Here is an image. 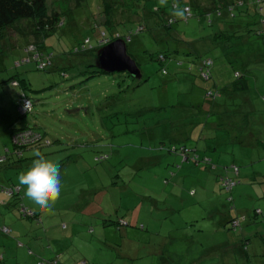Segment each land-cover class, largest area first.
Returning a JSON list of instances; mask_svg holds the SVG:
<instances>
[{
	"label": "rangeland",
	"instance_id": "374dc122",
	"mask_svg": "<svg viewBox=\"0 0 264 264\" xmlns=\"http://www.w3.org/2000/svg\"><path fill=\"white\" fill-rule=\"evenodd\" d=\"M100 2L45 0L50 12H70L41 48L54 55L53 67L46 65L44 71L34 62L13 65L22 55L25 35L20 31L26 32V22L0 33V153L3 144L13 146L3 112L11 107L9 94L15 98L19 88L3 81L15 75L33 102L32 112L20 120L51 140L49 146L23 149L21 159H8L0 168V185H19L17 176L30 166L35 149L59 162L62 179L51 212L27 201L26 186L20 185L21 203L38 214L41 224L18 216L16 208L1 207L10 214L6 225H17L12 228L16 235L0 233V264H35L27 258L32 245L22 240L20 226L43 231L52 226L43 243L63 236L71 264L79 259L87 264H264V69L254 67L248 74L238 62L228 61L242 51L260 58L254 48L258 44H242L237 38L227 47L229 43L212 38L214 24L194 17L177 21L167 36H155L150 27L130 40L122 38L140 79L126 71L95 73L88 66L94 64L93 53L75 56L72 49L85 38L97 45L100 29L94 18ZM154 4L158 7V0L144 2L146 8ZM131 19L138 17L133 14ZM105 30L128 34L115 24ZM27 41L35 39L29 36ZM160 52L167 55L165 63L156 59ZM201 56L214 60L210 82L201 80L192 62ZM185 58L192 60L190 71L186 63L177 64ZM238 69L246 75L245 88L229 84V94H224ZM90 74L94 76L85 81ZM214 84L221 90L219 98H205ZM173 144L192 148L187 160L168 151ZM102 155L107 158L96 160ZM222 179L236 182L231 191L220 186ZM5 198L0 193V202ZM227 216L235 218V229L226 223ZM120 219L128 225L119 226ZM32 252L44 257L37 249Z\"/></svg>",
	"mask_w": 264,
	"mask_h": 264
},
{
	"label": "trees",
	"instance_id": "16d2710c",
	"mask_svg": "<svg viewBox=\"0 0 264 264\" xmlns=\"http://www.w3.org/2000/svg\"><path fill=\"white\" fill-rule=\"evenodd\" d=\"M84 1V0H83ZM207 1H210L209 5H206ZM205 0V3H201L199 0H181V6L186 7L188 9L187 18L185 20H182L186 22L187 20L196 17L197 20H201V18L205 19L206 23L209 25H215L216 32L212 34V38L214 40L221 39L226 44L229 43V45H226L227 47L234 46L233 43L235 39L239 38L243 40L242 44H258V47H254L257 50V55L260 58L251 59L252 56L250 54H242V52L238 53L237 57L235 55L228 59L229 63L232 62H238L243 68L245 72H248V74L252 73V69L254 67H260L264 69V15H261V13L264 11V0ZM145 0H101L100 8L98 9L97 16L94 18L95 23L94 25L98 27L99 30V37L97 41V45L93 46L90 43L89 38H85L81 45H77L73 47L72 53L75 54V56H85L92 55L95 57V51L97 48H99L102 45H105L115 39H131V35H136L141 32H145L148 29L151 28L153 31V34L156 36L157 34L160 36H167L168 34L172 33L171 28L177 21L181 20H175L173 17L170 16L169 12L166 11L165 8L157 7L155 4L151 8H146L144 6ZM156 8L154 11L153 9ZM67 11V9H66ZM64 11V15L70 10L66 12ZM72 11V10H71ZM136 15L138 17L137 20H132L131 15ZM64 15L59 16L56 12L52 11L50 12L46 6L45 0H0V33L2 34V31H5L8 28H11L15 26L19 22H26L27 27H25L26 32H21L23 35V38L25 39V43L23 47L21 48L22 55L20 58L15 59L13 65L15 67H18L22 64H28L30 62L35 63V67L37 70L44 71L47 70V66L44 68L40 65L46 64L49 65L48 67H53V52L52 51H42L41 48L46 47L47 38L53 35L56 29L61 27L64 22L65 18ZM117 17L120 18L118 19ZM134 24L135 31L132 32V28L130 27L131 24ZM118 25L121 29L127 30L128 34L124 35L123 32L119 31H109L106 32L105 27L112 25ZM130 24V25H129ZM101 27V28H100ZM150 30V31H151ZM149 31V32H150ZM241 31H244L245 33L240 34ZM252 32V33H248ZM248 33V34H246ZM151 34V33H150ZM254 36L255 38L250 40L251 36ZM31 37L35 39V41L28 42L27 37ZM126 37V38H125ZM245 38V39H244ZM18 40V38H17ZM12 41L11 43L13 46L15 45L16 41ZM246 40V43H245ZM128 42V41H126ZM30 46L33 47V49H30ZM11 47V45H10ZM0 49H4L1 48ZM243 48H241L242 50ZM249 50H244V52H247ZM91 52V53H90ZM184 55L190 54L189 51L183 52ZM226 55H229L228 52H225ZM130 55V54H129ZM131 56V55H130ZM249 58L247 59V57ZM254 57V56H252ZM263 57V58H262ZM156 59L161 62L165 63L167 61V55L165 53H158L156 56ZM191 59L185 58L183 60L177 61V64L179 66H182L186 63V70L190 71V64ZM192 62L196 65V70L198 72L199 77L204 82H210L211 80V68L214 64V60L209 56H201L198 60H193ZM88 66H94L95 67V73H111V72H105L99 68H97L93 63L88 62ZM188 65V66H187ZM251 68V69H249ZM239 70V69H238ZM250 70V72H249ZM162 73L165 74L166 70L165 67H162ZM240 71V70H239ZM61 76L66 78L68 76L67 72L64 70L60 71ZM126 74L132 78H134L130 73L126 71ZM94 76L93 74H90L85 79L88 80L90 77ZM233 76H235L236 80H232L231 83L229 82L224 90V94H229L227 89L229 84L237 90L244 89L246 86V75L241 70L238 72L237 70L234 71ZM136 79V78H134ZM140 79V78H139ZM8 82L7 85H10L12 87L19 88L16 92V97L14 98L11 95V107L6 109L3 114L8 118V129L7 133L11 138L12 143V149L3 144V148L1 149L0 153V168L4 166V164L7 162L8 159H21L22 150L25 148L30 147H40L41 145L49 146L51 145V140L41 131H39L36 127L30 126L28 122L21 121L23 117H26L28 114L32 112L33 108V102L31 98L27 95L26 91L23 90V84L21 83L22 80L17 76H12L8 80L3 81ZM15 83V84H14ZM221 94V90L217 88L216 84H214L213 87H209V89H206L203 96L211 100H215L219 98ZM13 98V99H12ZM27 100L29 102L27 107H24V101ZM24 107V108H23ZM6 112L8 114L6 115ZM4 116L0 115V123L2 122ZM31 131L36 137L35 140L29 142V143H21L16 144L12 141V138L16 136L18 133H22L25 131ZM184 147L186 149L188 148L185 145H170L168 147V151L170 153H174L178 156L183 157L179 154V148ZM188 155V154H187ZM187 155L184 160H187ZM106 155H102L99 157H96V160H103L106 159ZM236 167L237 166H233ZM232 167V170H233ZM234 171V170H233ZM235 175L238 174V168L237 172H234ZM232 181L236 184V182L232 179ZM220 186L224 188L222 184V180L220 181ZM234 184V185H235ZM233 185V186H234ZM231 187V189L233 188ZM225 189V188H224ZM228 190V191H231ZM22 187L20 185H11V186H2L0 185V193L5 195V199L3 202H0V207L8 205L7 203H10L12 205H9L7 207H11L10 210L13 208L17 209L18 216L24 217V218H32L34 221H37L41 223L40 217H38L37 213L33 210L25 207L21 203V193ZM226 190V189H225ZM10 199H13L9 202ZM228 201H231L229 199ZM257 214V212H254ZM5 217V216H4ZM248 216L244 215V220H247ZM249 219V218H248ZM235 218L229 219L227 223H229L230 228L235 229L234 221ZM73 223V222H72ZM7 223L0 224V233L10 236V235H16L14 233V228L17 224L11 222V228L6 225ZM119 226H127V221H124L123 219L118 220ZM3 228H6V231H3ZM59 227H55V229H58ZM62 230L66 229V224L62 223L61 227ZM59 228V233L62 234L61 229ZM71 229H73V226H71ZM19 234H25L28 229L20 226L18 229ZM92 228H90L91 232ZM65 235V234H62ZM23 237V236H22ZM58 240H61L60 242H64V237L60 236ZM22 243L21 241H18V246H20ZM244 244H247L245 242ZM28 248V259H31L33 263L35 264H61L60 262V256L59 254H56L54 256H48L47 257H37L33 255V252L29 246ZM60 248H64L63 245L60 244ZM64 250V249H62ZM72 264H87L85 260L79 259L78 261L72 263Z\"/></svg>",
	"mask_w": 264,
	"mask_h": 264
},
{
	"label": "clouds",
	"instance_id": "9594fccd",
	"mask_svg": "<svg viewBox=\"0 0 264 264\" xmlns=\"http://www.w3.org/2000/svg\"><path fill=\"white\" fill-rule=\"evenodd\" d=\"M158 7L167 9L175 20L187 18L188 9L181 6V0H171V4L169 0H158ZM32 155L30 166L18 174L17 181L26 186L24 197L27 201L41 211L51 212L62 191L60 164L48 159L39 149Z\"/></svg>",
	"mask_w": 264,
	"mask_h": 264
},
{
	"label": "water",
	"instance_id": "95a60500",
	"mask_svg": "<svg viewBox=\"0 0 264 264\" xmlns=\"http://www.w3.org/2000/svg\"><path fill=\"white\" fill-rule=\"evenodd\" d=\"M94 65L105 72L127 71L136 79L141 77L134 59L126 51L124 39L100 46L95 52Z\"/></svg>",
	"mask_w": 264,
	"mask_h": 264
},
{
	"label": "crops",
	"instance_id": "0c3cea01",
	"mask_svg": "<svg viewBox=\"0 0 264 264\" xmlns=\"http://www.w3.org/2000/svg\"><path fill=\"white\" fill-rule=\"evenodd\" d=\"M10 96V102L12 101L11 100V95L9 94ZM13 99V98H12ZM192 149V148H191ZM239 171V170H238ZM165 181V180H164ZM230 198H232L230 196ZM13 200V199H10L9 202ZM11 203V202H10ZM10 203H7L8 205H5L3 207H6V206H9V205H12ZM2 207V206H1ZM0 207V215H4L5 217L3 218L4 221L6 220L7 216L10 215L9 213H7L4 209H1ZM11 209V207H8ZM247 215V214H246ZM234 216V215H233ZM233 216L229 217L227 216V219H226V223L229 221V219H231ZM41 223H42V220H41ZM40 223V224H41ZM30 227H32V225H29ZM51 226V225H50ZM122 227V226H121ZM28 231L25 232L24 236L22 237V240L25 241L27 244L29 245H32V247L34 249H37L38 253L40 255H43L44 257H47L48 256H54L56 254H59L60 256V262L61 264H71V258L68 257V255L62 250V249H65L66 248V240L64 239V242H60L61 240H58V239H53V238H50L49 237V240H46V245L43 243L44 241V236H47L48 234L50 235V232H52V226L43 231V229H41L39 226H34L32 228H27ZM55 229V228H54ZM34 231V233L32 234L31 236V232ZM41 235V236H40ZM244 240V239H243ZM22 241V242H23ZM11 242H13V240H11ZM24 243V242H23ZM60 244L63 245L64 248H60ZM28 246V245H27ZM30 247V246H29ZM32 247H30L31 249H33ZM234 248V247H233ZM232 248V249H233ZM1 260V259H0Z\"/></svg>",
	"mask_w": 264,
	"mask_h": 264
},
{
	"label": "built area",
	"instance_id": "2783aa9c",
	"mask_svg": "<svg viewBox=\"0 0 264 264\" xmlns=\"http://www.w3.org/2000/svg\"><path fill=\"white\" fill-rule=\"evenodd\" d=\"M30 49H33V47L30 46ZM41 67L43 66L44 68L46 67V64H41ZM15 84V83H14ZM29 104V102L27 100L24 101L23 106L27 107ZM23 107V108H24ZM35 135L31 132V131H25V132H20L18 133L16 136H14L12 138V141L15 142L16 144H21V143H29L31 142L33 139L35 140ZM33 140V141H34ZM188 149L184 148V147H180L179 148V154L183 156V158L186 157L187 153H188ZM234 172H237V168L233 167ZM222 184L224 186V188L226 189V191L230 190L231 187L235 184L232 180L230 179H222ZM235 224V221H233ZM6 228H3V231H6Z\"/></svg>",
	"mask_w": 264,
	"mask_h": 264
}]
</instances>
